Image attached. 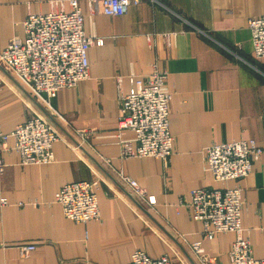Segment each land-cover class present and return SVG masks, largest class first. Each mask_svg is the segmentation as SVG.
Here are the masks:
<instances>
[{
    "label": "crops",
    "instance_id": "1",
    "mask_svg": "<svg viewBox=\"0 0 264 264\" xmlns=\"http://www.w3.org/2000/svg\"><path fill=\"white\" fill-rule=\"evenodd\" d=\"M49 1L0 0V53L25 37L29 13L50 11ZM81 8L86 35L104 41L88 50V79L58 91L48 106L0 69V131L37 117L60 136L49 164L20 166L18 153L0 154V264H127L136 251L172 264H202L201 255L231 264L235 235L204 237L203 223L190 217V193L236 186L205 171L207 147L264 145V59H255L248 27L264 17V0H141L116 17L92 14L84 1ZM154 70L168 77L174 153L168 163L125 160L116 138L119 93L136 92L132 77ZM121 174L156 203L132 196ZM81 181L93 185L98 222L75 223L55 203L62 187ZM240 184L244 235L264 259V155ZM28 245L35 250L23 253Z\"/></svg>",
    "mask_w": 264,
    "mask_h": 264
},
{
    "label": "built area",
    "instance_id": "2",
    "mask_svg": "<svg viewBox=\"0 0 264 264\" xmlns=\"http://www.w3.org/2000/svg\"><path fill=\"white\" fill-rule=\"evenodd\" d=\"M82 1L87 3L92 14L116 17L126 14L131 5H138L141 0H50V11L29 13L24 23L25 37L11 41L0 53V69L17 79L32 96L44 98L48 106L58 91L75 88L89 78L88 50L93 45L104 44L102 39L86 35ZM248 27L254 57L264 59V17L250 19ZM167 79L166 73L154 70L145 78L132 77L136 92L123 94L120 91L116 138L123 159L156 158L168 163L172 157L174 138L169 129L171 95ZM118 82L121 85V79ZM262 123L264 130V114ZM125 135H132V139L125 140ZM11 138L13 145L9 146ZM58 141L60 136L50 123L36 117L18 125L10 134L0 131V154L18 153L20 166L45 165L53 162V147ZM204 154L205 171L216 182H234L236 186L191 191L190 217L203 223V235L208 239L222 233L235 235L229 253L231 264H264V259L253 256L251 242L244 235L241 215L246 203L240 184L252 173L254 162L264 155V145L258 147L254 141H233L213 144L205 149ZM121 178L131 188L132 196L147 199L150 205L156 203L152 197H147L136 181L123 174ZM55 203L60 204L65 217L75 223L101 220L98 198L90 182L65 185L55 195ZM21 250L31 253L35 246H23ZM192 250L199 255L201 243L193 244ZM200 258L202 264H208L204 255ZM127 264L172 262L166 255L154 258L136 251Z\"/></svg>",
    "mask_w": 264,
    "mask_h": 264
}]
</instances>
